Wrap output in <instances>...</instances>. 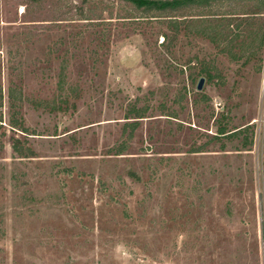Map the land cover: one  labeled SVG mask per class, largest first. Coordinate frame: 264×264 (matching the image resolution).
Segmentation results:
<instances>
[{
  "label": "rangeland",
  "instance_id": "374dc122",
  "mask_svg": "<svg viewBox=\"0 0 264 264\" xmlns=\"http://www.w3.org/2000/svg\"><path fill=\"white\" fill-rule=\"evenodd\" d=\"M262 30L264 0H0V264H264Z\"/></svg>",
  "mask_w": 264,
  "mask_h": 264
},
{
  "label": "trees",
  "instance_id": "16d2710c",
  "mask_svg": "<svg viewBox=\"0 0 264 264\" xmlns=\"http://www.w3.org/2000/svg\"><path fill=\"white\" fill-rule=\"evenodd\" d=\"M129 1L131 3H133L136 7L142 9L145 12H160V13H165V12H170V11H178L181 10L183 8H185L186 6H189L191 4H202V2H204L205 0H126ZM171 20H178V19H171ZM173 23H175V25H172L173 30L175 31H179V25H178V21H171ZM230 22L228 23V25H226L224 27V29H221L220 31H217L218 36L223 35L224 32H226L225 30L228 29L229 30V26ZM231 31V29L229 31H227V33H225L226 35L229 34V32ZM200 32V31H198ZM200 34V33H198ZM210 36L211 33H209ZM213 37V36H212ZM264 45V30L260 31L258 33V48L262 49ZM232 52V51H231ZM62 74L64 73V69L61 71ZM63 82V81H62ZM61 82V83H62ZM10 96L11 98H20L18 96L15 95V90L11 89L10 92ZM224 128L220 129V132H224Z\"/></svg>",
  "mask_w": 264,
  "mask_h": 264
},
{
  "label": "water",
  "instance_id": "95a60500",
  "mask_svg": "<svg viewBox=\"0 0 264 264\" xmlns=\"http://www.w3.org/2000/svg\"><path fill=\"white\" fill-rule=\"evenodd\" d=\"M204 83H205V78L204 77H201L198 84H197V89L198 90H202L203 89V86H204Z\"/></svg>",
  "mask_w": 264,
  "mask_h": 264
}]
</instances>
